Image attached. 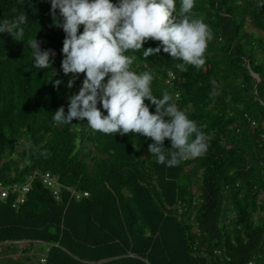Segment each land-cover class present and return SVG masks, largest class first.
Returning a JSON list of instances; mask_svg holds the SVG:
<instances>
[{
  "label": "trees",
  "instance_id": "1",
  "mask_svg": "<svg viewBox=\"0 0 264 264\" xmlns=\"http://www.w3.org/2000/svg\"><path fill=\"white\" fill-rule=\"evenodd\" d=\"M50 7V0H0V18L24 12V38L55 49L53 79L64 81L55 87L26 41L0 33V183L39 168L61 184L59 197L36 180L25 201L0 198V255L8 264H40L32 251L45 243V264H264V6L196 0L194 15L213 33L199 68L178 69L182 61L163 49L148 58L129 50L135 70L153 73V94L167 89L210 138L203 155L174 166L157 162L143 134L103 133L87 118L52 120L61 105L68 110L84 73L66 87L65 32ZM71 188L89 194L75 198Z\"/></svg>",
  "mask_w": 264,
  "mask_h": 264
},
{
  "label": "clouds",
  "instance_id": "2",
  "mask_svg": "<svg viewBox=\"0 0 264 264\" xmlns=\"http://www.w3.org/2000/svg\"><path fill=\"white\" fill-rule=\"evenodd\" d=\"M195 2L179 0L177 7V0H50L53 23L65 32L60 69L69 77L66 87L72 88L79 74L84 73L79 90L68 96V110L61 105L52 120L63 125L73 123V118H87L91 129L103 133L125 135L131 130L143 134L152 138L149 152L167 166L203 155L209 136L176 105L167 89L159 97L153 94V73L135 70V56L128 54L129 50H142L141 55L148 58L163 49L182 61L176 64L182 71L185 64L197 68L203 65L213 33L202 18L194 15ZM256 2L264 6V0ZM28 21L24 12L11 20L0 18V33L26 41L32 63L39 69H48L50 80L59 88L64 81L53 79L57 77L53 67L55 49L42 48L36 36L24 38ZM149 39L159 43L145 47ZM170 76H176L173 70ZM146 99L155 111H150ZM165 138L170 139L171 147L164 146ZM164 149L170 150L167 155ZM35 171L45 172L37 168L30 173Z\"/></svg>",
  "mask_w": 264,
  "mask_h": 264
},
{
  "label": "built area",
  "instance_id": "3",
  "mask_svg": "<svg viewBox=\"0 0 264 264\" xmlns=\"http://www.w3.org/2000/svg\"><path fill=\"white\" fill-rule=\"evenodd\" d=\"M36 180H41L46 185H49L51 188L55 189L54 193L57 197H59L58 187L61 186V184L58 182V176L54 175L50 171L46 172H32L30 173L25 181H17L13 183H0V198L5 199L8 198L11 195H14L16 197V201L13 202V205H17V202H23L26 199V193H28L31 188L32 184ZM72 196L75 198H79L82 196H87L89 194V191L87 190H80L77 188H71ZM46 257L43 256L41 258L40 264H45ZM248 264H253V261H249Z\"/></svg>",
  "mask_w": 264,
  "mask_h": 264
},
{
  "label": "rangeland",
  "instance_id": "4",
  "mask_svg": "<svg viewBox=\"0 0 264 264\" xmlns=\"http://www.w3.org/2000/svg\"><path fill=\"white\" fill-rule=\"evenodd\" d=\"M83 148H84V152L85 151H87V149H85L86 147L84 146V144H83ZM15 157H18L16 154H15ZM43 244L45 245V243H42V244H40L39 246L37 245V247L35 248V250H33L32 252H34V253H38V254H41V253H43V252H46V250L48 249L47 248V245L48 244H46L45 246H43ZM29 253H31L30 251L28 252V253H25V256H27ZM20 254H22L21 253V251H17L14 255L15 256H18V255H20ZM5 255V257L4 258H2L3 256ZM11 255V254H10ZM30 255V254H29ZM6 254H2V255H0V264H8V263H10L9 261H8V259H6ZM14 258H17V257H14Z\"/></svg>",
  "mask_w": 264,
  "mask_h": 264
},
{
  "label": "crops",
  "instance_id": "5",
  "mask_svg": "<svg viewBox=\"0 0 264 264\" xmlns=\"http://www.w3.org/2000/svg\"><path fill=\"white\" fill-rule=\"evenodd\" d=\"M42 255H46V252H43V253L40 254V256H42Z\"/></svg>",
  "mask_w": 264,
  "mask_h": 264
}]
</instances>
